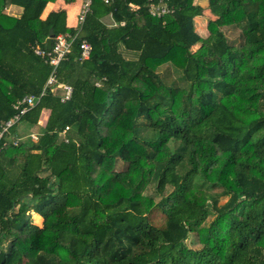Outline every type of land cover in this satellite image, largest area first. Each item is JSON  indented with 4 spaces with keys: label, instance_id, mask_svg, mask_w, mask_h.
Here are the masks:
<instances>
[{
    "label": "trees",
    "instance_id": "1",
    "mask_svg": "<svg viewBox=\"0 0 264 264\" xmlns=\"http://www.w3.org/2000/svg\"><path fill=\"white\" fill-rule=\"evenodd\" d=\"M56 1L0 0V123L42 93L53 67L34 49L46 50L50 30L76 34L64 10L42 18ZM152 1L174 12L157 19L150 0H94L56 70L71 99L48 91L22 117L38 126L50 111L37 141L14 145L19 125L5 138L0 264H264V0H209L208 16L196 0ZM204 16L207 38L194 26ZM83 39L93 51L80 62ZM164 66L184 84L167 83ZM155 209L163 229L150 222Z\"/></svg>",
    "mask_w": 264,
    "mask_h": 264
},
{
    "label": "built area",
    "instance_id": "2",
    "mask_svg": "<svg viewBox=\"0 0 264 264\" xmlns=\"http://www.w3.org/2000/svg\"><path fill=\"white\" fill-rule=\"evenodd\" d=\"M94 0H82V4L80 6L79 13L77 15V26H76V34L72 35L69 33L59 34L54 37L52 49L50 51L42 50L40 48H35L34 52L36 55L45 59L46 63L53 67V71L49 76L45 87L43 88L40 96H26L23 99L19 100L16 104H14L13 108L15 110V114L8 121L0 123V154L3 149L8 145L5 138L11 134V130L16 126L21 124V119L24 115H26L29 111H31L34 106L39 102L40 98L44 96L48 91L52 94H58L60 92L61 101L64 103L69 101L72 97L73 88L68 84H64L58 81L56 77V70L59 64L66 60L69 54H71L73 50L74 43L81 38V32L83 26L85 24L87 16L91 13V7ZM113 0H105L106 4H109ZM149 14L157 19L164 18L167 15H170L174 12L168 4L164 1H160L159 3H155L150 0L148 5ZM117 24H115L116 26ZM121 26L124 23L120 24ZM80 62H84L90 59L93 47L92 45L85 39L80 42ZM97 86H100L97 84ZM69 131V127H66L62 132V137L65 143H68L69 140L66 138L67 132ZM40 134L31 133L26 136H17L14 139L13 144L17 145L20 141L25 139H31L33 141H37Z\"/></svg>",
    "mask_w": 264,
    "mask_h": 264
},
{
    "label": "rangeland",
    "instance_id": "3",
    "mask_svg": "<svg viewBox=\"0 0 264 264\" xmlns=\"http://www.w3.org/2000/svg\"><path fill=\"white\" fill-rule=\"evenodd\" d=\"M209 1L208 0H196L195 3L199 6H205L206 3H208ZM208 5V4H207ZM204 8L205 10H207V16L209 13V10H208V6L206 7H202ZM8 14L10 15H14L15 12L13 11H8ZM112 24L113 21H109L108 24ZM208 21H207V18L206 16L204 17H201V19H196L194 21V26H195V29L201 34L200 36H202L203 38H207L209 36V31H207L208 29L205 30V33L203 34L202 31L200 30V27L204 24V28H205V25L207 26L208 24ZM225 33L226 35L229 37L230 41H239V31L238 30H233V29H227L225 30ZM198 47H196L195 49L193 50H196ZM159 72L161 74V76L163 77V79L167 82V83H173V82H176L180 85H183L184 82H181V75L180 73L175 69L173 68L172 66H164L162 68L159 69ZM142 122V121H141ZM43 128V124L39 121V125L38 126H32V125H29V124H26V123H21L19 125V131H20V134H22L23 136H26L28 134H31V133H35V134H39L41 132ZM116 169L118 171H122L124 169H126V164L125 163H122L121 161L118 162L117 164V167ZM213 194L215 195H219L220 194V191L219 190H214L212 191ZM145 194L147 196H150L152 197L156 202H158L160 200V195L157 193L156 191V186L155 185H150L148 187V189L146 190ZM228 198L227 197H222L220 196L219 197V205H223L227 202ZM214 218V215H211L209 218H208V222L212 221ZM149 219H150V222L160 228V229H163L165 227V224H166V217L158 210V209H155L150 215H149ZM31 221L34 223V219L31 217ZM35 224V223H34ZM192 240V238H191ZM190 244V241L188 242ZM192 246V245H191ZM194 248H198V245H193ZM24 264H27L24 263Z\"/></svg>",
    "mask_w": 264,
    "mask_h": 264
},
{
    "label": "crops",
    "instance_id": "4",
    "mask_svg": "<svg viewBox=\"0 0 264 264\" xmlns=\"http://www.w3.org/2000/svg\"><path fill=\"white\" fill-rule=\"evenodd\" d=\"M209 1V0H208ZM82 4V0H76L75 2H72V3H68L66 2L65 0H57L55 3H49L47 5V7L45 8L44 10V13L42 15V18L45 19L51 12L53 11H60V10H64L66 11L67 13V26L69 28H74L76 29V26H77V15L79 13V10H80V6ZM209 5V2L206 3L205 6H202V7H206ZM13 11L15 12V14L13 16H20L21 13H22V9L18 8V7H15V6H9L7 8V13L8 11ZM196 19H201V17H196L194 19V21ZM113 21L112 17L111 16H108V17H105L102 21L110 26V23L108 24L109 21ZM208 21V20H207ZM116 23L113 22V24H111L113 27L115 26ZM208 24V23H207ZM208 26V25H207ZM207 26L205 25V28H204V24L200 27V30L202 31V33L204 34L205 33V30L207 29ZM197 31V30H196ZM208 31V30H207ZM197 33L199 35H201L198 31ZM121 53L124 55V57L128 58V59H136L137 58V54L134 53V52H130V51H126L124 48H121ZM50 115V111L49 110H44L41 114V117H40V122L43 124V128L45 127L46 125V122L48 120V117ZM17 136H23L22 134H20V131H19V128L17 130ZM31 216L32 218L34 219V223L38 226H42V223H43V219L40 215L38 214H35V213H31ZM36 217H38V219H36Z\"/></svg>",
    "mask_w": 264,
    "mask_h": 264
},
{
    "label": "water",
    "instance_id": "5",
    "mask_svg": "<svg viewBox=\"0 0 264 264\" xmlns=\"http://www.w3.org/2000/svg\"><path fill=\"white\" fill-rule=\"evenodd\" d=\"M55 35L53 32V29L50 30V38L47 40L46 42V49L48 51H50L52 49V45H53V39H54Z\"/></svg>",
    "mask_w": 264,
    "mask_h": 264
}]
</instances>
